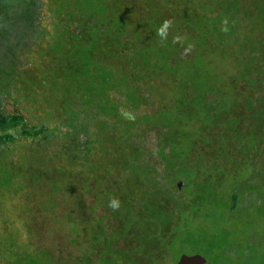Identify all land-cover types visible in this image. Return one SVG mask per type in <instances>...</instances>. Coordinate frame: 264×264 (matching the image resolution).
<instances>
[{
  "label": "rangeland",
  "instance_id": "obj_1",
  "mask_svg": "<svg viewBox=\"0 0 264 264\" xmlns=\"http://www.w3.org/2000/svg\"><path fill=\"white\" fill-rule=\"evenodd\" d=\"M23 15L0 61V264H264V0Z\"/></svg>",
  "mask_w": 264,
  "mask_h": 264
},
{
  "label": "trees",
  "instance_id": "obj_2",
  "mask_svg": "<svg viewBox=\"0 0 264 264\" xmlns=\"http://www.w3.org/2000/svg\"><path fill=\"white\" fill-rule=\"evenodd\" d=\"M28 1L31 0H6V3H3L0 7V10H2L0 11V61L5 55H7V45L11 39H6L5 34L12 31L14 24L17 27L21 23L23 16L28 17L26 14L23 15V11ZM122 115H124L123 112Z\"/></svg>",
  "mask_w": 264,
  "mask_h": 264
},
{
  "label": "water",
  "instance_id": "obj_3",
  "mask_svg": "<svg viewBox=\"0 0 264 264\" xmlns=\"http://www.w3.org/2000/svg\"><path fill=\"white\" fill-rule=\"evenodd\" d=\"M182 184V183H180ZM180 184L178 187H180ZM178 264H209L204 258L200 256H191L189 258H185L184 256L181 258V261Z\"/></svg>",
  "mask_w": 264,
  "mask_h": 264
},
{
  "label": "clouds",
  "instance_id": "obj_4",
  "mask_svg": "<svg viewBox=\"0 0 264 264\" xmlns=\"http://www.w3.org/2000/svg\"><path fill=\"white\" fill-rule=\"evenodd\" d=\"M109 206L111 207V206H113V204L110 202V205Z\"/></svg>",
  "mask_w": 264,
  "mask_h": 264
},
{
  "label": "flooded vegetation",
  "instance_id": "obj_5",
  "mask_svg": "<svg viewBox=\"0 0 264 264\" xmlns=\"http://www.w3.org/2000/svg\"><path fill=\"white\" fill-rule=\"evenodd\" d=\"M179 262H176V264H178Z\"/></svg>",
  "mask_w": 264,
  "mask_h": 264
}]
</instances>
